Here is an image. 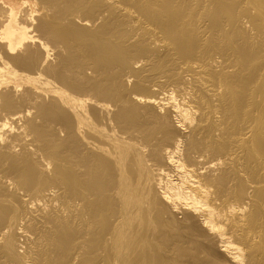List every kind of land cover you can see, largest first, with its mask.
I'll use <instances>...</instances> for the list:
<instances>
[{"label":"bare ground","instance_id":"obj_1","mask_svg":"<svg viewBox=\"0 0 264 264\" xmlns=\"http://www.w3.org/2000/svg\"><path fill=\"white\" fill-rule=\"evenodd\" d=\"M0 264H264V0H0Z\"/></svg>","mask_w":264,"mask_h":264}]
</instances>
